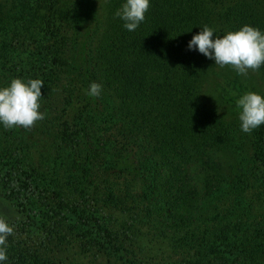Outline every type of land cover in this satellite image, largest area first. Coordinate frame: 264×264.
Masks as SVG:
<instances>
[{
  "label": "trees",
  "instance_id": "16d2710c",
  "mask_svg": "<svg viewBox=\"0 0 264 264\" xmlns=\"http://www.w3.org/2000/svg\"><path fill=\"white\" fill-rule=\"evenodd\" d=\"M121 3L0 0V86L44 84L42 120L0 126L5 264H264V125L243 133L235 106L264 65L186 48L204 25L264 32V0H150L131 32Z\"/></svg>",
  "mask_w": 264,
  "mask_h": 264
},
{
  "label": "clouds",
  "instance_id": "9594fccd",
  "mask_svg": "<svg viewBox=\"0 0 264 264\" xmlns=\"http://www.w3.org/2000/svg\"><path fill=\"white\" fill-rule=\"evenodd\" d=\"M150 0H122L113 15L122 21V27L134 31L145 20ZM216 30L204 25L191 36L186 48L195 50L219 67L231 66L238 74L246 75L248 69L257 70L264 65V32L250 25L238 30L227 31L222 36ZM43 81L37 79L12 78L6 85L0 86V126L6 128H30L34 122L44 118L39 111L42 101ZM102 86L91 82L85 92L90 97H99ZM238 109L240 130L250 134L264 125V96L258 92L247 91L235 100ZM12 226L0 217V264H5L7 255V237Z\"/></svg>",
  "mask_w": 264,
  "mask_h": 264
},
{
  "label": "rangeland",
  "instance_id": "374dc122",
  "mask_svg": "<svg viewBox=\"0 0 264 264\" xmlns=\"http://www.w3.org/2000/svg\"><path fill=\"white\" fill-rule=\"evenodd\" d=\"M208 96L210 94L208 93ZM211 97V96H210ZM213 97V96H212ZM226 110V107H223ZM230 111L226 110V114H229ZM3 201L0 198V216L5 215L6 210L3 207ZM144 246H146L145 253L146 257H150V259L154 261L163 260L168 253V247L165 242V240L159 239V240H153L149 236H143L141 237Z\"/></svg>",
  "mask_w": 264,
  "mask_h": 264
}]
</instances>
